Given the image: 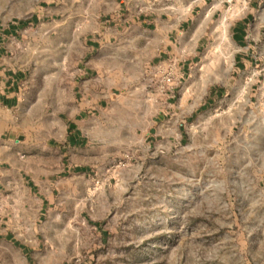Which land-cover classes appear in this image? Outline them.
Listing matches in <instances>:
<instances>
[{"label": "rangeland", "instance_id": "obj_1", "mask_svg": "<svg viewBox=\"0 0 264 264\" xmlns=\"http://www.w3.org/2000/svg\"><path fill=\"white\" fill-rule=\"evenodd\" d=\"M40 6L25 49L49 77L87 60V34L115 12L114 0H0V19ZM249 13L252 64L240 71L232 29ZM210 25L170 114L148 98L154 73L131 65L103 118L106 146L75 155L90 185L42 229L39 264H264V0H230Z\"/></svg>", "mask_w": 264, "mask_h": 264}, {"label": "crops", "instance_id": "obj_2", "mask_svg": "<svg viewBox=\"0 0 264 264\" xmlns=\"http://www.w3.org/2000/svg\"><path fill=\"white\" fill-rule=\"evenodd\" d=\"M114 2L103 31L87 34L84 49L91 56L68 61L50 77L28 62L25 49L27 35L39 31L42 7L26 19H0V264H39L42 229L58 227L51 218H66L75 191L90 185L89 171L75 155L90 157L94 146H106L103 118L118 104L122 85L130 83L131 65L151 76L158 65H176L172 90L158 94L151 84L148 94L155 114H170L201 60L204 31H211L230 0ZM250 18L249 13L232 29L240 71L252 64L245 27ZM119 60L126 65L120 67Z\"/></svg>", "mask_w": 264, "mask_h": 264}, {"label": "built area", "instance_id": "obj_3", "mask_svg": "<svg viewBox=\"0 0 264 264\" xmlns=\"http://www.w3.org/2000/svg\"><path fill=\"white\" fill-rule=\"evenodd\" d=\"M178 79V70L173 62L167 66L158 65L153 74L152 85L158 94L169 93Z\"/></svg>", "mask_w": 264, "mask_h": 264}, {"label": "bare ground", "instance_id": "obj_4", "mask_svg": "<svg viewBox=\"0 0 264 264\" xmlns=\"http://www.w3.org/2000/svg\"><path fill=\"white\" fill-rule=\"evenodd\" d=\"M223 18H225V17H223ZM222 23H224V21H222ZM224 26H226V25H224ZM222 35L225 37L227 36V30L226 29H224V31L222 30Z\"/></svg>", "mask_w": 264, "mask_h": 264}, {"label": "trees", "instance_id": "obj_5", "mask_svg": "<svg viewBox=\"0 0 264 264\" xmlns=\"http://www.w3.org/2000/svg\"><path fill=\"white\" fill-rule=\"evenodd\" d=\"M96 226L98 227L99 225L96 224Z\"/></svg>", "mask_w": 264, "mask_h": 264}]
</instances>
